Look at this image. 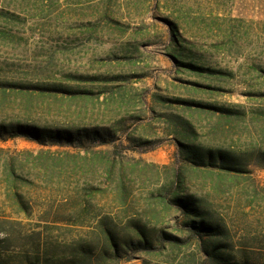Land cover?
Masks as SVG:
<instances>
[{"label":"rangeland","instance_id":"rangeland-1","mask_svg":"<svg viewBox=\"0 0 264 264\" xmlns=\"http://www.w3.org/2000/svg\"><path fill=\"white\" fill-rule=\"evenodd\" d=\"M170 29L185 61L226 74L182 72L168 56ZM0 84L11 85L0 92V123L115 134L75 145L0 139V264H209L204 237L168 202L178 178L228 243L264 247V0H0ZM23 85L85 94L27 98L17 93ZM177 122L204 147L244 155L246 172L186 169ZM136 226L184 243L159 234L146 250L102 255L105 228L135 240Z\"/></svg>","mask_w":264,"mask_h":264},{"label":"trees","instance_id":"trees-1","mask_svg":"<svg viewBox=\"0 0 264 264\" xmlns=\"http://www.w3.org/2000/svg\"><path fill=\"white\" fill-rule=\"evenodd\" d=\"M169 38L171 44L174 45V48L169 52L168 56L182 69V72H187L200 77H220L226 74L205 68L204 66L198 65L194 62L185 61V57L187 55L182 49L183 45L180 43L177 35L174 34L172 29H170ZM6 86L0 84V92L4 95L9 92V90L4 89ZM15 86L16 85H12V88H15ZM17 88L19 89L17 93L27 98L35 95L56 97L57 93L64 95L85 94L82 92L71 91L69 88L63 86L37 85L29 87L23 85ZM180 102L186 107H195L200 109L199 112H205L206 114L211 115L217 114L219 118H238L242 115L241 111L236 109L218 107L211 104L196 103L193 101ZM174 128V132H186V140L175 139L180 159L184 162V167L186 169H192L195 171L203 169L212 171L216 170L219 173L224 174H242L246 172L244 167L246 159L244 155L229 152L223 149L204 147L201 143H197L193 136L192 128L187 122H177ZM114 136L115 134L109 130L90 131L85 128H53L19 121L7 124L0 123L1 140L22 137L41 145H75L81 144V142L84 141L106 143L114 141L112 139ZM127 140L131 141V139ZM260 159L263 163L262 168H264V155L261 156ZM11 175L13 176L12 172ZM178 179V185H174L169 188L170 195L168 196V202L175 212H179L183 216V227L202 238L204 237L202 239V249L209 264H264V247L258 248V251L252 249L240 251V249L238 250L231 243H228L227 234L218 225V223L213 220L212 213L204 207V204L200 199L188 195L183 189L182 180L180 178ZM14 194L17 197V206L23 207L21 198L18 195L19 193L14 192ZM131 233L135 236V240L132 238L118 239L115 235L114 229L105 228L102 231V242L104 246L102 255L105 257H112L122 249L123 251L124 249L146 250L152 246L153 240H158V238L155 237L159 234L163 240L166 239L174 243H184L182 239L170 235L165 231H160L157 235H149L139 226H136ZM4 242L7 241H0V243ZM1 246L3 245H0V247ZM87 250L88 249L86 248H80L81 255L78 257L82 263H84L88 258L86 255V253H88ZM28 264L35 263L28 262ZM74 264H77V262Z\"/></svg>","mask_w":264,"mask_h":264}]
</instances>
